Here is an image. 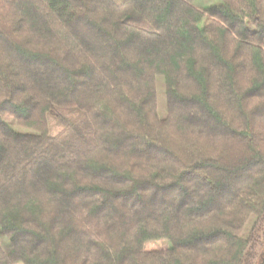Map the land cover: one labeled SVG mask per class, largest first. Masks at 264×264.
<instances>
[{
    "label": "trees",
    "instance_id": "1",
    "mask_svg": "<svg viewBox=\"0 0 264 264\" xmlns=\"http://www.w3.org/2000/svg\"><path fill=\"white\" fill-rule=\"evenodd\" d=\"M194 2L0 0V264H255L264 0Z\"/></svg>",
    "mask_w": 264,
    "mask_h": 264
},
{
    "label": "rangeland",
    "instance_id": "2",
    "mask_svg": "<svg viewBox=\"0 0 264 264\" xmlns=\"http://www.w3.org/2000/svg\"><path fill=\"white\" fill-rule=\"evenodd\" d=\"M220 2V0H195L194 5L198 8L203 7L205 5H209L211 3L213 4H218ZM155 89H156V104H155V109H156V113L157 116L160 119H164L167 115V99H166V95H165V84H164V80L162 77L158 76L155 80ZM7 121H9L13 127H15L18 130H21V128H19L10 117L6 118ZM253 220L251 219L247 225L245 226L242 235L245 236L251 225H252ZM0 245L2 247L4 246V239L0 236ZM154 245L153 244H148L147 248L151 249L153 248ZM6 251V250H5ZM15 264H23L21 262H17ZM255 264H264V246L258 250V258L255 262Z\"/></svg>",
    "mask_w": 264,
    "mask_h": 264
}]
</instances>
